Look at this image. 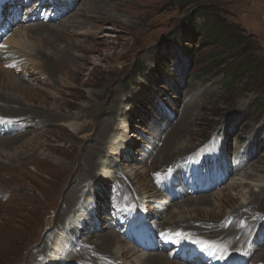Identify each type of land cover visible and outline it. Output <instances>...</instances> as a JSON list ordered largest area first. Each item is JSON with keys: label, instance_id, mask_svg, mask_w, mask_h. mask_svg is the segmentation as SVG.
<instances>
[{"label": "rangeland", "instance_id": "obj_1", "mask_svg": "<svg viewBox=\"0 0 264 264\" xmlns=\"http://www.w3.org/2000/svg\"><path fill=\"white\" fill-rule=\"evenodd\" d=\"M92 1L53 0L61 13L64 10L60 18L19 24L4 43L7 54L16 52L8 42L12 35L39 24L75 31L70 34L71 42L30 36V45L63 55L70 62L59 69L52 67L54 71L41 76L40 82L32 80L35 72L29 71L30 62L23 60L15 67L0 64L1 75L10 73L25 83L5 92L17 98V107L9 105L15 115L0 106V118L17 124L18 129L9 135L20 136L10 147H0V264H44L52 242L68 236L67 222L73 212L62 219L58 213L69 179L70 195L77 196L74 205L93 197L95 207L100 208L105 201L109 220L95 210L97 220L89 224L90 231L83 225L74 229V239L68 241L71 255L56 264H111L109 255L102 252L104 235L115 231L110 225L111 212L121 215L118 206L122 205L117 201L124 200L116 194L123 187L131 193L148 187L152 196L145 213L135 209L155 228H167L165 219L182 216L193 221L184 228L193 238L217 239L219 246L231 237L243 239L234 250L246 251L247 264H264V244L258 245L264 226V195L258 210V202L241 207L240 198L259 196V189L264 188V0H192L185 7L181 4L186 0H98L95 5ZM89 5L91 11L101 8V21L94 17L90 22L88 16L79 15ZM115 14L121 17V25L114 24ZM84 20L87 23L79 26ZM205 21L220 23L233 36L243 38L254 67L248 68L246 60L235 54L224 57L218 41L195 34ZM75 58L80 59L74 62ZM224 58L228 60L218 66ZM135 66L142 69L133 77ZM55 105L61 108L62 119L76 114L72 120L85 126L84 131L74 136L63 122L43 119L46 113L36 114L38 108ZM118 138L123 142L111 151ZM192 154L194 167L204 165L208 157L210 166L227 170L226 181L204 195L191 196L183 189L184 194L174 193L179 200L168 201L156 189L157 179L172 171L178 179L181 172L177 168ZM102 161L114 166L116 175L121 174L118 181L97 183L103 179L98 171ZM90 173L94 176L88 179ZM126 175L133 177L127 180ZM239 186L242 192L236 189ZM141 195L135 201L140 202ZM217 205L222 207L219 215ZM231 211L237 215L231 218Z\"/></svg>", "mask_w": 264, "mask_h": 264}, {"label": "bare ground", "instance_id": "obj_2", "mask_svg": "<svg viewBox=\"0 0 264 264\" xmlns=\"http://www.w3.org/2000/svg\"><path fill=\"white\" fill-rule=\"evenodd\" d=\"M97 1L98 0H93L92 5H95L96 3H98ZM92 5H89L88 8H86L84 11L80 12L79 15L81 17L88 16V18L87 19L85 18V19L87 21H90V22L93 20L94 17H97L96 21H101V19L98 16H102L104 13H101V8H95V11H91ZM116 6L121 7L123 5L118 3ZM111 16H113V15H111ZM114 17H115L114 21H113L114 24L121 25V21L119 20L121 17L119 18V16L117 14H115ZM86 20L81 22L79 24V26H84L87 23ZM96 23H98V22H96ZM73 32H75L73 30V28L68 29L67 27L62 26V25H61V27H54L53 28V27H49L46 24H44V25L39 24V25H35V26L26 27L24 29L22 28L21 30L17 31V34L15 36L12 35V37H11L12 39L10 38L8 40V42L15 47L16 52L10 51L9 52L10 54L9 53L7 54V55H9L8 59H2L1 55H0V64L1 65H4V63L9 64L10 62H13V61H17L18 63H21L23 60H25V62H30L32 66H29V71L35 72V76L32 80L40 82L41 76L43 77V75H45V74L47 75L48 72L52 73L54 71V70H51L52 67L59 69V67H63V64H70V62L65 61L63 58V55L52 53L50 51H46L45 49L41 50L36 45H30L28 43L32 39V37H30V36L38 35V36H43V37H49V38H52L53 42L55 41L56 43L60 42V41L62 42V40H64V39H69L71 42L72 40L70 38V34H72ZM90 32H92V31H90ZM74 34H76V33H74ZM86 35H88V34H86ZM41 48H43V47L41 46ZM19 51L20 52L21 51H28L30 54L28 53V55H22L21 56V55H18V53H17ZM66 55L70 56L68 52H66ZM32 56H33V58L31 59ZM25 57H28L29 59L26 60ZM34 59H38L40 62H38L37 60H34ZM79 59L80 58H75L74 62H77V60H79ZM84 60H85V58H84ZM71 62H72V60H71ZM21 69H22V71L25 72V70H23L24 66H21ZM77 73L80 74L79 71H77ZM46 75H45V77H46ZM47 78L50 79L49 77H47ZM47 78H45V79H47ZM52 79H54V78H51V81H52ZM21 84H25L24 81H21L19 78L12 76V74H10V73H6V74H2V75L0 74V100H1L0 102L2 104L0 106H2V107L5 106V108H2V107H0V108L6 109L7 111H9V113H12L13 115H15V113H14L12 108H9V105H11V106L14 105L17 107L19 105L17 102V98L13 94L9 95V93L6 94L5 92L9 91V89L13 90L15 88H19V85H21ZM76 93L78 94V92H76ZM78 98H84V97H82L80 94H78ZM20 109H24V110L28 111L27 114H30V113L32 114V112L28 108H20ZM86 109L87 108H85V109L82 108V111H85ZM43 110L44 109L41 110L38 108L36 110V112H37L36 114L39 113L42 115V114L46 113L45 115H43V119H45V118L49 119V120L53 119L55 121L59 120V121L63 122L62 124L66 125L68 127V130L74 136H76L79 133H82L84 131L85 126H81L72 120L73 119L72 116H74L76 114H73L72 116L68 115L66 118L64 117L65 119H62V118H60L62 115L60 116V114H58V113H60L61 108L57 105L53 106V108H51V109H45L44 111ZM9 116H12V115H9ZM4 118H5V116H4ZM4 118L0 119V130H5L7 132V134L4 135L5 137L3 139L0 137V147H10L12 143L19 140L18 137H20V136L16 135V136L11 137L9 135L11 132L17 130L18 128H15V126L12 124V122H14L13 120H11V119L5 120ZM35 121L33 120L31 122V124L34 123ZM36 124H38V123L35 122V124L33 126H36ZM15 125L17 126L16 123H15ZM120 129L123 130V127L121 125H120ZM7 136H9L10 138H8ZM117 141H118V143L110 148L111 151H116L118 149V147L120 146L119 141L123 142V139L118 138ZM34 146H36V145H34ZM187 153L189 154V151H187L183 154H180V155L179 154L175 155L173 157L174 158L173 160H175V159H177V158H179V157H181ZM124 158H130L131 159V157H129V156L124 157ZM98 171L100 172V175L103 176V179H98L99 181L97 183H99L100 181H102L104 179H107V180L113 179V181L115 180V182H116V180L118 181L121 178V176H120L121 174L119 176L116 175V172L114 170V166L110 165V163H108L106 161L101 162V166H100ZM136 174H137V172H135L133 174V176L135 177ZM92 176H94V174L90 173L88 176V179H90ZM133 176L132 175H130V176L126 175V176H124V178L129 180L128 177H133ZM68 179H69V177H68ZM64 181H65V179H64ZM259 181L260 180H258V179L254 180V182H259ZM71 182H72L71 179H69L67 181L68 184L66 183L67 186L65 185L66 187L64 188V191H63V193H65V194H64V196L62 195V204H61L62 210L60 209L59 213H58L60 219H62L63 217H65L66 214H71L73 212V214H71V218L69 219V222H67V225L69 227V228L67 227L69 229V234H68V236L61 237L60 239L56 238L52 242V246L50 247L51 252H50V254L47 255V257H46L47 260L44 264H56L57 262L64 263L63 261L66 259V257L68 255H71L70 252L72 251L71 249H69V246H68V241L74 239L73 236H71L72 235L71 232L74 231V229H76V228L79 229L82 225L88 226V230H89L92 227L89 224H92V222H95L97 220L96 215H94V213H93L95 210H96V212L98 211L96 214H104L105 213L106 218H108L107 220H109V215L107 214L109 212L107 210H105V208H104L105 207L104 206L105 201L103 202V207H100V208H97L98 207L97 205L95 207V204H96L95 200L96 199H93V197H90L88 199H83L79 204L74 205V203L76 202V201L74 202V200L77 196L70 195V194H73V192L71 191V188H70ZM249 185L252 187L251 190H253L254 185H252L251 183ZM147 188L148 187L141 189L140 192H138V193H131V192H129V190L127 188H124V187L119 189L117 191V194L116 193L115 194L117 195V197H118V195H119V197H122L124 202L121 203V199L118 198V201H117L118 204H121L122 206L127 205L128 208H132L135 211H136L135 207H137L142 212L145 213V210H146L145 208H147L148 203H150L149 198L152 196V193L150 191H149V193L147 192L148 191V190H146ZM236 189L238 190V192H242L241 191L242 187L239 186ZM127 192H129V193H127ZM233 192H235V191H231V193H233ZM259 193H260L259 196L252 195V196H249L247 199H245V196L241 195V197H240L242 200L241 207H243V206L248 207V206H251V204L258 202L257 210L262 209V207L259 206V204H260V201L262 200L263 195H264V188H260ZM140 195L142 196L141 201L140 202L135 201L140 197ZM129 200H131V201H129ZM20 202L22 203V200ZM162 204L166 205L165 203H162ZM216 208L218 210L217 214L218 215L221 214L222 207L220 205H217ZM1 213H3V212L1 211ZM177 214L180 215L181 213H177ZM211 214H212V212H211ZM228 214L231 215L230 216L231 218L233 216L237 215V213L234 211H231ZM173 215H174V213H173ZM149 216L150 215H148V217ZM56 219H59V218H56ZM7 220H6V222H7ZM170 220H171L170 218L165 219V225L167 226V230L171 231V233L178 231V230H181L182 232L187 234L188 232H186L184 228L189 227L193 222L192 220L185 219L182 216H180L178 219H176L174 221H170ZM152 226H154V225H152ZM106 228H107V226H106ZM85 231H87V229ZM78 235H80L79 232H78ZM104 236H105V240H104L105 241L104 242L105 247H103V248L105 250H102V252L107 253L109 255L108 261L111 262V264H186V263H181L178 261L171 260V257H167L165 254H163V252L154 253V254H147V253L139 252L135 247H128L127 243L122 239L121 235H119L118 232L116 233L114 231V233H108L107 235H104ZM189 236H191V235H189ZM232 238L233 237L229 238V240L225 241L226 244H224L223 246H219V247H221L223 251H229L227 249V248H229L230 251L233 252V250L237 246L239 247V245H242V243L244 242L243 239H238V240L234 241V240H232ZM45 247L46 246H44L43 249L40 248L38 253L41 254ZM111 250H113V251H111ZM237 250L238 249H236V251ZM204 251L205 250L203 249L202 252H204Z\"/></svg>", "mask_w": 264, "mask_h": 264}, {"label": "trees", "instance_id": "obj_3", "mask_svg": "<svg viewBox=\"0 0 264 264\" xmlns=\"http://www.w3.org/2000/svg\"><path fill=\"white\" fill-rule=\"evenodd\" d=\"M193 3L194 2L192 0H186L185 2L181 4V6L182 7H185L188 5L190 6ZM194 16H196V14H194ZM194 33L200 36H204L205 38L212 37L214 38V40L218 41L220 43V48L222 50V55H224V57H229L231 54H235L237 59L246 60V65L248 68L254 67L255 60L251 59L249 46L247 44L244 45V39L241 37L233 36V34L227 31L225 27H221L220 23L215 22L214 24L209 25L205 21V24L197 27ZM188 55L189 57H191V53L188 52ZM224 60H228V58L222 59L221 63L218 66H221V65L223 66L225 64ZM140 69H142L141 66H135L133 70V77L138 73L137 71H139Z\"/></svg>", "mask_w": 264, "mask_h": 264}, {"label": "snow or ice", "instance_id": "obj_4", "mask_svg": "<svg viewBox=\"0 0 264 264\" xmlns=\"http://www.w3.org/2000/svg\"><path fill=\"white\" fill-rule=\"evenodd\" d=\"M0 119H2V118H0Z\"/></svg>", "mask_w": 264, "mask_h": 264}]
</instances>
